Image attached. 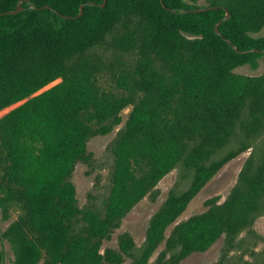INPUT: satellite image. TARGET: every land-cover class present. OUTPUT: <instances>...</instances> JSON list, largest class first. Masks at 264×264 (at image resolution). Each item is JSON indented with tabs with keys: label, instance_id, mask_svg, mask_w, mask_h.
Listing matches in <instances>:
<instances>
[{
	"label": "trees",
	"instance_id": "16d2710c",
	"mask_svg": "<svg viewBox=\"0 0 264 264\" xmlns=\"http://www.w3.org/2000/svg\"><path fill=\"white\" fill-rule=\"evenodd\" d=\"M103 1L0 0V14L23 9L0 16V112L10 109L0 117V214L9 221L18 212L0 240L12 264H149L162 244L151 264H180L222 236L234 240L264 205L262 147L224 202L207 200L205 212L177 222L222 167L251 148L245 141L264 135V73H234L264 62V53H241L264 50V37L251 36L264 28V0ZM203 7L216 9L187 12ZM226 13L222 38L214 28ZM129 108L111 148L103 210L81 209L74 167L90 162L89 139L110 134ZM236 128L244 141L217 157ZM179 164L189 186L168 192L137 253L128 233L116 250H102Z\"/></svg>",
	"mask_w": 264,
	"mask_h": 264
},
{
	"label": "rangeland",
	"instance_id": "374dc122",
	"mask_svg": "<svg viewBox=\"0 0 264 264\" xmlns=\"http://www.w3.org/2000/svg\"><path fill=\"white\" fill-rule=\"evenodd\" d=\"M188 2V0H184ZM198 5L204 6L205 2H199ZM254 38L264 37V28L258 33L251 34ZM101 53L111 59L114 54L107 48H101ZM234 73L247 76H259L264 73V62L259 61L256 70H252L248 65L238 67ZM100 85L104 89H109L111 83L107 76L100 79ZM57 83V82H55ZM53 83L50 86H53ZM10 109L0 112V117ZM130 108L122 113L123 122L117 126L110 134L106 136H96L87 142V151L91 154V160L88 164L79 162L75 165L71 175V182L76 188V198L78 206L81 209L93 207L96 210H103V203L109 194L111 187V174L113 170V155L111 148L117 136L118 131L123 127ZM244 138L235 130V137L231 140L229 146L223 149L217 157H221L229 151L237 150ZM250 145L247 151L240 153L237 157L226 163L222 169L205 185V187L190 202L186 211L180 216L177 222L205 212L208 207L206 201L217 198L219 203L225 201L231 189L237 182L239 173L246 160L252 154L256 158L260 156L262 147H264V135L245 141ZM184 169L179 164L172 172L165 176L156 187V197L152 199L149 195L143 198L129 214L122 220L120 228L114 231L109 241L103 243L102 250L105 248L117 249L118 237L123 233H128L134 240L136 253L145 239V232L148 222L153 214L159 209L168 192L174 188L177 191L185 190L190 183V177L185 178ZM17 211H12L9 221H3L0 214V232H3L7 226L16 219ZM173 225L168 228V236ZM162 244L154 253L149 261L151 264L159 252L163 249ZM0 248L5 254V264H12L13 254L9 244L5 240H0ZM131 259L126 258L123 264H130ZM39 264H42L39 263ZM180 264H264V205L254 218L253 223L243 230L234 240L229 241L222 236L210 249L204 253L192 254Z\"/></svg>",
	"mask_w": 264,
	"mask_h": 264
},
{
	"label": "water",
	"instance_id": "95a60500",
	"mask_svg": "<svg viewBox=\"0 0 264 264\" xmlns=\"http://www.w3.org/2000/svg\"><path fill=\"white\" fill-rule=\"evenodd\" d=\"M105 2H106V0H104L103 1V3L100 5L101 7H103L104 5H105ZM83 6L84 5H81L80 6V12H79V14H78V16H76L75 18H77V17H80L81 15H82V9H83ZM213 9H216V7H203V8H196V9H193V10H188L187 12H192V13H198V12H202V11H207V10H213ZM23 9L22 8H20L19 7V5H17V7H16V9L15 10H13V11H10V12H6V13H2V14H0V16L1 15H14V14H16V13H18V12H21ZM64 18H69V17H67V16H63ZM229 18V13H226V15H225V17L215 26V28H214V31H215V33L218 35V36H220V37H222V35L220 34V32H219V29H218V27H219V25L224 21V20H226V19H228ZM223 38V37H222ZM228 44H230V42L228 41V40H225ZM250 52H255V53H264V50H248V51H243V52H241V53H250Z\"/></svg>",
	"mask_w": 264,
	"mask_h": 264
}]
</instances>
